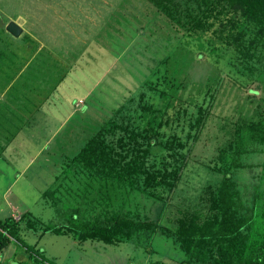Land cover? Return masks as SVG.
<instances>
[{"label": "trees", "instance_id": "16d2710c", "mask_svg": "<svg viewBox=\"0 0 264 264\" xmlns=\"http://www.w3.org/2000/svg\"><path fill=\"white\" fill-rule=\"evenodd\" d=\"M146 1L164 21V39L172 49L136 84L135 96L115 105L109 118L92 119L97 128L87 129L80 117L68 120L65 127L78 125L80 132L65 129V145L71 148L65 169L83 171L97 181L96 189H114L118 198L139 193L167 201L193 145L206 131L222 83L230 80L260 98L220 139L204 132L205 146L217 144L207 165L217 180L203 184L195 203L177 211L166 225L142 219L134 209L102 221L74 206L68 220L76 224L50 226L29 210L18 218L7 214L0 218V259L18 246L24 264H56L23 240L24 230L118 245L142 235L150 239L160 228L182 250V264H264V0ZM8 20L0 16V22ZM177 67L182 76L169 74L174 68L177 73ZM198 67L202 78L196 82ZM192 84L198 90L189 97ZM81 132L83 141L70 140Z\"/></svg>", "mask_w": 264, "mask_h": 264}, {"label": "rangeland", "instance_id": "374dc122", "mask_svg": "<svg viewBox=\"0 0 264 264\" xmlns=\"http://www.w3.org/2000/svg\"><path fill=\"white\" fill-rule=\"evenodd\" d=\"M83 1L85 3L86 0ZM83 1H77L76 6L79 3L83 6ZM97 2H100L99 17L103 18L100 28L95 30L92 38H88L85 43L81 42L70 46L67 54H65V46H58L55 56H47L48 53L44 54L45 56L39 54L35 63H40V68L43 69H38V73L39 71L42 73V78L29 79L27 77L29 80H34L35 85H27L25 90H22L24 93L34 86V89L29 92L47 95L48 90H45L41 85L43 79L59 73L57 74L58 80H61L62 83L57 90L62 88L65 90V84H70L66 90L72 93L82 94L91 91L92 98L86 100L88 108L84 110V113L80 110L76 111L72 118L76 120L75 117H80L82 121L78 122L84 121L83 124L87 125L85 127L91 130L98 127L92 119L103 115L109 118L115 105L135 96L136 92H139L135 87L136 84L141 83L140 81L146 77L149 69L155 68L158 58L162 57L164 52L172 49V47L167 48L164 39L165 32H167L166 26L163 24L164 21L159 18L154 7L146 0H97ZM0 16L3 17L2 9H0ZM2 26L0 23V71L4 70L7 75L8 72H12L20 66L24 56L18 55L14 49L9 47L6 40L7 34L4 33ZM147 31L148 33H145ZM2 40L5 42H1ZM1 45H5V48ZM74 54L82 56H78L76 62H69ZM33 65L34 61H31L27 72L32 70ZM180 67H177V73H174L175 67L168 71L169 74L174 77L182 76L183 69ZM79 69V77L75 78L77 73L73 75L72 72H78L76 70ZM200 69L201 67H198L196 75L193 74L195 75L193 80L196 82L202 78ZM65 70L67 78H65ZM190 74L192 75V70ZM76 82L77 88L74 87ZM196 88L193 84L190 86L189 97H194L198 90ZM188 93H185L186 97ZM150 96L153 97L154 94ZM259 98V94L250 95L246 89H241L230 80H225L216 95L211 117L204 132L207 135L217 133L220 139L223 133L232 128L233 121L239 115L251 113ZM78 103L81 104V100ZM54 108H58V103ZM52 109L51 106L42 108V113H39L38 118L35 117V121L44 119L42 118L44 116L47 118ZM28 110H23V115L27 114ZM13 111L16 113V109ZM64 114L65 109L61 112H56L54 109L56 121L52 127L47 128L54 129L58 126L60 117ZM14 119L16 120V118ZM42 128L44 129V127H39V130ZM65 129L80 132L78 125L67 128L64 125L59 140L55 138L49 143L43 141L39 144L37 142L36 145L39 144V147L51 146L56 142L55 145L60 147L58 151L62 152L44 150L43 154L33 162L32 169L21 175L15 184L12 183L13 177L16 175L13 173L16 169L15 165L0 158V218L10 212L13 213V217L18 218L19 214L27 209L33 216L48 224L46 226H50L66 222L76 224V222L68 220L73 214V210L70 208L74 206L81 208L83 211L81 209L80 211L84 215L85 211L96 212L94 215H99V212L101 214L105 211L116 213L117 210H121L120 207L117 209L114 204L116 190L111 189L112 191H110L103 187L96 189L98 184L96 180H85L80 183L76 181L70 170L65 169L63 163L65 154H70L65 153V147H67L65 145V138H67L64 134ZM204 132L193 145L192 153L188 155L181 176L167 201L155 200L137 193L128 198V204L123 209L132 208L140 213V218H148V220L166 225L171 223V218L175 214L178 215L180 209L194 204L201 186L207 181L217 180V175L207 167L213 152L211 147L217 144L211 142L205 146L206 135ZM81 137V134L71 135L70 140L79 143ZM27 145L31 146V150L35 148L34 142L27 143ZM36 167L41 168L33 172V168ZM95 183H97L96 186ZM82 184H91V188L87 189ZM8 186L13 187L10 194H7L6 191ZM102 189L103 191L100 192ZM97 217L99 218V216ZM21 236L27 243L39 247L45 256L56 264H182L181 259L183 258L180 247L160 228L154 232L150 239L142 235L134 242H124L118 245H105L94 240L78 242L70 236L57 235L50 231L40 234L24 230ZM25 259V254L21 252L20 247L12 246L1 256L0 264H24Z\"/></svg>", "mask_w": 264, "mask_h": 264}, {"label": "crops", "instance_id": "0c3cea01", "mask_svg": "<svg viewBox=\"0 0 264 264\" xmlns=\"http://www.w3.org/2000/svg\"><path fill=\"white\" fill-rule=\"evenodd\" d=\"M77 1L79 0H0L2 14L8 17V21H15L22 29L18 36L7 35L8 38L6 40L9 47L14 49L18 55L24 56V59L17 69L8 72L7 75L4 70L0 71V158L15 165L16 169L13 173L16 175L12 180L14 184L21 175L32 169L33 162L43 154L44 150L50 149L49 152L51 150L56 152L60 149V147L55 145L56 142L47 147H39V144L43 141L52 142L55 136L61 132L62 127L67 124L68 120L74 117L76 111L80 110L84 113V110L88 108L86 100H90L91 91L82 94L72 93L66 90V88L70 87V84H65V90L64 88L57 90L61 87L62 83L61 80H58L57 74L59 73L43 79L41 85L45 90H48L47 95L29 92L31 89H34V86H31L24 93L22 92L27 85H35V81L29 79L42 78V73L40 71L38 73V69H43L40 68V63H35L39 54L44 55L48 53L47 56H55L58 46H65V54H67L70 46H75L76 43H85L88 38H92L95 30L100 28L103 18L99 17L98 14L100 2H97V0H86L84 3L81 0L83 1V6H81V3L76 6ZM7 11L9 12L6 15ZM8 21L6 23L0 22L4 26V29ZM1 42H5V40ZM1 46L5 48V45ZM14 50L13 54L15 53ZM73 56L69 62L78 61V56L82 55L78 54L75 56L74 54ZM31 61H34V65L32 70L27 72ZM63 62L65 63V61ZM76 71L78 72H72L73 75L77 73L75 78L79 77L78 73L80 69ZM65 78H67L66 70ZM76 84L77 82L74 84L75 88H77ZM80 100L81 104L78 103ZM56 103H58V108H54ZM50 106L53 108L50 115L47 118L44 116L42 117L44 119L35 121V117L38 118L39 113H42L41 109ZM15 109L16 113H21H14L13 110ZM27 109H29L27 114L23 115V110ZM54 109L56 112H61L65 109V114L60 117L61 120L59 121V125L57 124L58 126L55 127L56 129H51L53 123L56 121ZM49 126H51L50 129H48ZM39 127H44V129L39 130ZM72 132L73 134L77 133L75 130H72ZM84 135L85 133L81 132L82 137L80 141L84 140ZM33 142L35 143V148L31 150V146L27 145V143L31 144ZM37 142L39 143L38 145H36ZM65 150L67 153L71 152L69 146L68 148L65 147ZM60 152L62 151H58L57 153ZM46 156H48V153H46ZM40 166L42 167L43 165ZM41 167L33 168L32 171L35 172L36 169ZM70 173L80 183H83L85 180L90 181L86 173L77 171L76 168H72ZM82 185L85 188L88 186L89 189L91 188V184ZM12 188V186L6 188L7 194L11 193ZM127 200V195H121L119 198L116 197L114 202L115 207L117 209L121 208L117 212L132 211V208L129 207L123 209L128 204ZM24 211H27V209ZM10 214L13 213L10 212ZM85 214L92 218L99 216V219L102 221L108 220L113 215V213H108V211L102 212V214L99 212V215H94L96 212L90 213L85 211ZM130 214L132 215V213Z\"/></svg>", "mask_w": 264, "mask_h": 264}, {"label": "water", "instance_id": "95a60500", "mask_svg": "<svg viewBox=\"0 0 264 264\" xmlns=\"http://www.w3.org/2000/svg\"><path fill=\"white\" fill-rule=\"evenodd\" d=\"M5 29L13 36H18L22 31L21 27L13 20L7 22Z\"/></svg>", "mask_w": 264, "mask_h": 264}]
</instances>
